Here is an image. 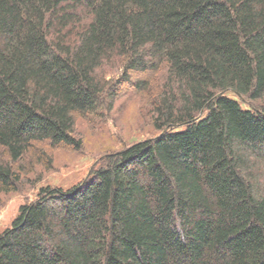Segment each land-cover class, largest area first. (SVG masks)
<instances>
[{
    "label": "trees",
    "instance_id": "trees-1",
    "mask_svg": "<svg viewBox=\"0 0 264 264\" xmlns=\"http://www.w3.org/2000/svg\"><path fill=\"white\" fill-rule=\"evenodd\" d=\"M123 86L157 135L41 187L0 264H264V0H0V196Z\"/></svg>",
    "mask_w": 264,
    "mask_h": 264
},
{
    "label": "rangeland",
    "instance_id": "rangeland-1",
    "mask_svg": "<svg viewBox=\"0 0 264 264\" xmlns=\"http://www.w3.org/2000/svg\"><path fill=\"white\" fill-rule=\"evenodd\" d=\"M103 73L111 83L120 76L107 66ZM120 94L112 111L103 109L94 116L76 119L75 132L82 141L79 151L67 148L48 151L51 165H36L30 175L21 179L17 192L0 196V232L9 226L22 204L35 199L41 187L68 189L84 181L103 156L157 135L151 125L149 107L153 95L136 93L127 86H123Z\"/></svg>",
    "mask_w": 264,
    "mask_h": 264
}]
</instances>
